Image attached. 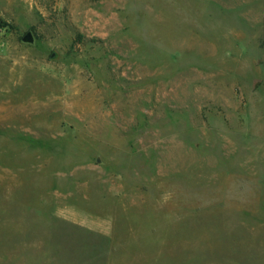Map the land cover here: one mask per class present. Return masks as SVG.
I'll list each match as a JSON object with an SVG mask.
<instances>
[{"label": "rangeland", "instance_id": "obj_1", "mask_svg": "<svg viewBox=\"0 0 264 264\" xmlns=\"http://www.w3.org/2000/svg\"><path fill=\"white\" fill-rule=\"evenodd\" d=\"M0 19V264H264V0Z\"/></svg>", "mask_w": 264, "mask_h": 264}, {"label": "crops", "instance_id": "obj_2", "mask_svg": "<svg viewBox=\"0 0 264 264\" xmlns=\"http://www.w3.org/2000/svg\"><path fill=\"white\" fill-rule=\"evenodd\" d=\"M102 264H167V262H165V260L163 261H139V260H125V259H118V260H108V261H105L103 262ZM168 264H170L168 262ZM201 264V263H199Z\"/></svg>", "mask_w": 264, "mask_h": 264}, {"label": "trees", "instance_id": "obj_3", "mask_svg": "<svg viewBox=\"0 0 264 264\" xmlns=\"http://www.w3.org/2000/svg\"><path fill=\"white\" fill-rule=\"evenodd\" d=\"M10 24H8L6 21L0 19V29L9 27Z\"/></svg>", "mask_w": 264, "mask_h": 264}, {"label": "water", "instance_id": "obj_4", "mask_svg": "<svg viewBox=\"0 0 264 264\" xmlns=\"http://www.w3.org/2000/svg\"><path fill=\"white\" fill-rule=\"evenodd\" d=\"M24 41H28V42H31L32 41V36L30 33H27L25 36H24Z\"/></svg>", "mask_w": 264, "mask_h": 264}]
</instances>
